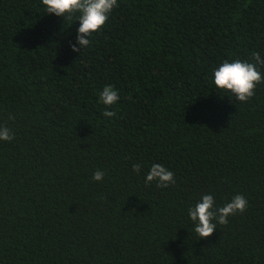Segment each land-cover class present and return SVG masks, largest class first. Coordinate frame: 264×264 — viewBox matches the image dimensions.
Returning <instances> with one entry per match:
<instances>
[{
    "label": "trees",
    "instance_id": "1",
    "mask_svg": "<svg viewBox=\"0 0 264 264\" xmlns=\"http://www.w3.org/2000/svg\"><path fill=\"white\" fill-rule=\"evenodd\" d=\"M78 15L0 0V264H264V81L246 102L212 82L264 59V0H117L74 52ZM154 163L175 183L146 185ZM204 194L248 205L201 238Z\"/></svg>",
    "mask_w": 264,
    "mask_h": 264
},
{
    "label": "clouds",
    "instance_id": "2",
    "mask_svg": "<svg viewBox=\"0 0 264 264\" xmlns=\"http://www.w3.org/2000/svg\"><path fill=\"white\" fill-rule=\"evenodd\" d=\"M47 14H54L57 17H63L64 20H72L73 14L79 13L76 20L79 21L77 29L76 43L71 44V50L81 52L82 48L90 44L89 37L94 32H98L108 20L109 13L117 6V0H42ZM79 46V47H78ZM255 63L234 60L223 61L213 69L212 82L223 91L230 92L237 101L246 102L253 95L257 84L264 81L256 65H264L259 53L252 54ZM100 101L106 106L115 105L119 99L118 91L112 86H105L99 93ZM114 111H105L106 117L115 116ZM14 119V117H9ZM14 138L7 126H0V140L10 141ZM132 170L139 173L140 164H133ZM105 173L96 170L92 179L94 181L102 180ZM152 181L157 182V187H168L175 183L174 173L159 163L151 165L145 176V184ZM248 201L245 196L237 194L223 206H215L214 198L211 194H204L200 201L188 209L189 218L194 222V231L201 238H207L216 230L217 223L227 224V218L237 212H244ZM216 223H213V221Z\"/></svg>",
    "mask_w": 264,
    "mask_h": 264
}]
</instances>
